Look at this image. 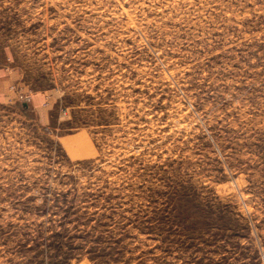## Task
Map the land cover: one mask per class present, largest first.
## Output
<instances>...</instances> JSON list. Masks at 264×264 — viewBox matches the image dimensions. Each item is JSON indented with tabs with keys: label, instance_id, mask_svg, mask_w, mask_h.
Here are the masks:
<instances>
[{
	"label": "rangeland",
	"instance_id": "rangeland-1",
	"mask_svg": "<svg viewBox=\"0 0 264 264\" xmlns=\"http://www.w3.org/2000/svg\"><path fill=\"white\" fill-rule=\"evenodd\" d=\"M0 264H264V0H0Z\"/></svg>",
	"mask_w": 264,
	"mask_h": 264
},
{
	"label": "trees",
	"instance_id": "trees-1",
	"mask_svg": "<svg viewBox=\"0 0 264 264\" xmlns=\"http://www.w3.org/2000/svg\"><path fill=\"white\" fill-rule=\"evenodd\" d=\"M191 208V213L188 215H183L179 221L186 225L187 229H192L193 227L200 226L203 219H205L210 213L208 208L197 204H189ZM187 223L189 225H187Z\"/></svg>",
	"mask_w": 264,
	"mask_h": 264
}]
</instances>
